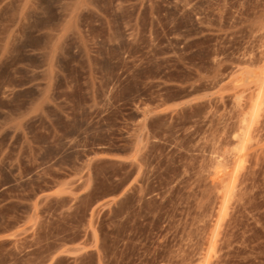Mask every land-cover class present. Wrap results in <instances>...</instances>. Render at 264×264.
I'll return each instance as SVG.
<instances>
[{
    "label": "rangeland",
    "instance_id": "374dc122",
    "mask_svg": "<svg viewBox=\"0 0 264 264\" xmlns=\"http://www.w3.org/2000/svg\"><path fill=\"white\" fill-rule=\"evenodd\" d=\"M0 264H264V0H0Z\"/></svg>",
    "mask_w": 264,
    "mask_h": 264
},
{
    "label": "bare ground",
    "instance_id": "6f19581e",
    "mask_svg": "<svg viewBox=\"0 0 264 264\" xmlns=\"http://www.w3.org/2000/svg\"><path fill=\"white\" fill-rule=\"evenodd\" d=\"M260 105V104H259ZM258 105H256V107H257ZM259 107V106H258ZM258 111V110H257ZM257 113H255V115H256ZM244 135V134H243ZM242 136V135H241ZM245 136V135H244ZM238 137H240V136H238Z\"/></svg>",
    "mask_w": 264,
    "mask_h": 264
}]
</instances>
